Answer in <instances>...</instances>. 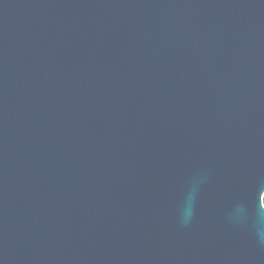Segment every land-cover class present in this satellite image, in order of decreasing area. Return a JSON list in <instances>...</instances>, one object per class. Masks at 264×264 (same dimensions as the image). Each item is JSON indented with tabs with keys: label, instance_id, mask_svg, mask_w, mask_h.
<instances>
[{
	"label": "water",
	"instance_id": "obj_1",
	"mask_svg": "<svg viewBox=\"0 0 264 264\" xmlns=\"http://www.w3.org/2000/svg\"><path fill=\"white\" fill-rule=\"evenodd\" d=\"M264 0H0V264H264Z\"/></svg>",
	"mask_w": 264,
	"mask_h": 264
},
{
	"label": "clouds",
	"instance_id": "obj_2",
	"mask_svg": "<svg viewBox=\"0 0 264 264\" xmlns=\"http://www.w3.org/2000/svg\"><path fill=\"white\" fill-rule=\"evenodd\" d=\"M262 212H264V209H261ZM259 223L261 224V226H264V216H261L259 218Z\"/></svg>",
	"mask_w": 264,
	"mask_h": 264
},
{
	"label": "trees",
	"instance_id": "obj_3",
	"mask_svg": "<svg viewBox=\"0 0 264 264\" xmlns=\"http://www.w3.org/2000/svg\"><path fill=\"white\" fill-rule=\"evenodd\" d=\"M263 206H264V199H263Z\"/></svg>",
	"mask_w": 264,
	"mask_h": 264
}]
</instances>
